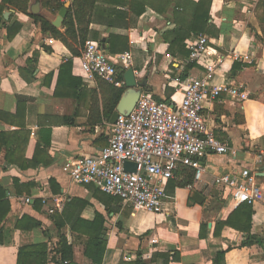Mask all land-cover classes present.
Segmentation results:
<instances>
[{"label": "crops", "instance_id": "obj_1", "mask_svg": "<svg viewBox=\"0 0 264 264\" xmlns=\"http://www.w3.org/2000/svg\"><path fill=\"white\" fill-rule=\"evenodd\" d=\"M67 1L72 5L73 0ZM110 1L99 0L96 13L111 8L130 12ZM164 1H170L164 13L148 6L129 31L107 28V16H95L90 39L101 40L112 31L129 34L132 68L138 80L147 79L143 90L157 100L180 103L185 89L182 82L201 76L204 68L189 62V54L179 48L172 53L164 38V33L178 28L176 3L190 4L189 0ZM210 1L209 49L226 56L215 82H223L225 76L243 85L248 98L239 101L223 93L207 100L204 113L216 137L238 150L239 157L234 162L228 156H209L206 174L193 188L170 181L161 214L136 211L93 185L75 183L63 170L68 160L97 153L108 145L112 124L111 118L103 117V100L109 96L110 82L102 78L88 81L79 68L81 55L74 56L26 13L13 7L4 11L3 15H9H4L6 25L0 29V134L7 137H0V188L6 191L11 211L1 225L0 264H57L60 235L73 245L75 264H95L85 254L95 232L89 224L99 225L102 220L106 241L102 264L137 260L143 264H214L218 251L229 247L226 264H264V245L243 246L245 232L230 226L216 228L217 221H225L237 207L219 200L216 192L220 190L213 185L214 176L236 163L264 174V0ZM192 8L187 6L180 13H186L189 20ZM16 21L21 28L9 36L7 26ZM196 36L192 33L185 45ZM233 51L241 54L238 60L231 57ZM110 54L117 60L122 53ZM124 71L119 67L120 75ZM46 130H51V137L44 134ZM45 140L50 143L46 145ZM259 155L263 161L256 165ZM259 182L264 188V175ZM194 191L204 196L202 204L193 199ZM52 196L65 199L63 210L49 212L43 200ZM253 209L251 233L264 240V202ZM175 253L176 259L164 256Z\"/></svg>", "mask_w": 264, "mask_h": 264}, {"label": "built area", "instance_id": "obj_2", "mask_svg": "<svg viewBox=\"0 0 264 264\" xmlns=\"http://www.w3.org/2000/svg\"><path fill=\"white\" fill-rule=\"evenodd\" d=\"M209 41L208 35L199 34L186 43L189 62L201 65L204 73L182 82L185 86L182 101L157 100L152 93L143 90L131 113L119 115L112 124L105 148L64 164L63 170L75 183L93 185L132 205L136 211L161 214L168 198L167 185L182 167L194 170V182L188 186L193 188L205 176V160L209 156H228L238 161L239 151L216 137L204 109L207 100L219 98L223 93L239 101H245L248 93L243 85L225 76L223 82H215L225 66L226 56L210 51ZM240 56L238 51L231 54L235 60ZM116 58H112L101 40L88 39L79 58V68L88 81L102 78L122 87L125 81L120 80L119 67L125 70L132 67L133 56L125 52ZM126 161L136 163L137 170H126ZM262 161L263 156L259 155L256 165ZM261 175L264 174L258 169L236 163L229 171L214 176L213 185L236 207L255 206L264 202ZM43 203L50 213L63 210L66 204L62 196H52Z\"/></svg>", "mask_w": 264, "mask_h": 264}, {"label": "trees", "instance_id": "obj_3", "mask_svg": "<svg viewBox=\"0 0 264 264\" xmlns=\"http://www.w3.org/2000/svg\"><path fill=\"white\" fill-rule=\"evenodd\" d=\"M67 0H42L43 7L50 10L53 13L59 12ZM99 0H73L71 7L69 8L68 15L63 25V30L55 28L49 21L42 18L41 16L33 15L29 12V5L31 0H2L0 2V29L3 25H6V20L4 18V11L8 7H13L20 12L26 13L36 22L42 24V29L44 32H50L51 35L61 40L72 52L74 56L81 55L84 48L85 42L90 39V33L93 30L91 25L95 22V16H107V23L105 27L110 29H123L129 31L131 28L136 27L139 17L146 11L147 7L150 6L157 11L164 13L167 10V5L164 0H112L110 3L113 5L117 4L122 7H128L130 12L123 10H118L117 8L105 9L102 13H96L97 3ZM184 2L176 3V22L178 28L172 31H167L164 33V38L170 43L171 52L174 53L175 48H179L181 53L184 55L189 54L185 50V41L190 38L192 33L194 35L208 34L209 20H210V0H200L199 2H193L189 0ZM187 6H193L192 13L189 15V20L186 18V13H180V9H187ZM8 27L9 36L15 35L21 28L19 22H14ZM97 34V35H96ZM94 34L98 38V32ZM101 42L105 45L107 52L110 53H125L129 50L130 40L129 34L116 33L112 31L107 37L101 39ZM111 55V54H110ZM124 73L120 75V80H124ZM187 77V74L183 78ZM109 96L104 97L103 100V110L105 114L103 117L108 119L111 118L113 112L115 111L126 87H117L114 84H108ZM28 136L30 132L27 133ZM44 134L51 137V130H46ZM0 137H7L6 134H0ZM50 140L46 141L45 144L48 145ZM170 181L175 182V186L188 187L194 182V170L188 167H182L177 173L175 179ZM51 184L54 190L55 183L51 180ZM15 185L18 187L19 182L15 180ZM20 191V190H19ZM11 211V203L6 197V191L0 188V237L3 235V228L1 225L6 219L7 215ZM254 209L253 206L249 204H242L234 209L225 221H217L218 227L230 226L236 230L245 232L246 239L243 242V246L252 245L255 243L264 245V240L251 233L252 221H253ZM34 225H39L35 222ZM90 227L95 230L94 235L90 236L88 244L86 245L85 254L87 257L91 258L95 264H102L104 253L106 250V241L102 237V232L105 230L103 220L101 224L90 223ZM20 227V226H19ZM2 242V239L0 240ZM46 247V245H41ZM229 248H222L218 251L216 258L213 260L214 264H226L225 255ZM22 252V251H21ZM59 256L57 264H75L73 245L69 243L66 236L60 235L59 242L56 248V256ZM167 260L171 257L172 259L178 258V254H167L164 255ZM130 264H143L141 260Z\"/></svg>", "mask_w": 264, "mask_h": 264}, {"label": "water", "instance_id": "obj_4", "mask_svg": "<svg viewBox=\"0 0 264 264\" xmlns=\"http://www.w3.org/2000/svg\"><path fill=\"white\" fill-rule=\"evenodd\" d=\"M70 7L71 1H67L59 12L53 13L43 7L42 0H31L29 12L46 19L55 28L62 29ZM4 15L7 17L9 12H5ZM124 81L126 89L111 117V124L116 123L119 115H129L131 113L140 98L142 90L147 86V79L138 80L132 67L126 69ZM124 166L128 171L135 172L137 170V164L130 161H126ZM192 197L199 204H202L205 200L204 196L198 191H194Z\"/></svg>", "mask_w": 264, "mask_h": 264}, {"label": "rangeland", "instance_id": "obj_5", "mask_svg": "<svg viewBox=\"0 0 264 264\" xmlns=\"http://www.w3.org/2000/svg\"><path fill=\"white\" fill-rule=\"evenodd\" d=\"M216 196L219 200L230 201V199L228 197H226V195L224 193H222L221 191H217Z\"/></svg>", "mask_w": 264, "mask_h": 264}]
</instances>
